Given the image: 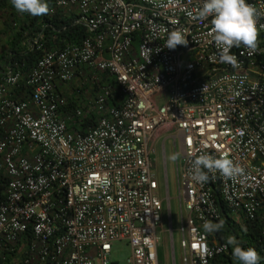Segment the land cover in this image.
I'll use <instances>...</instances> for the list:
<instances>
[{
  "label": "built area",
  "instance_id": "1",
  "mask_svg": "<svg viewBox=\"0 0 264 264\" xmlns=\"http://www.w3.org/2000/svg\"><path fill=\"white\" fill-rule=\"evenodd\" d=\"M247 2L258 12L256 47L230 49L232 67L219 61L211 18H195L202 0H54L50 15L74 18L87 37L45 51L44 27L26 43L43 53L35 67L0 69L2 260L113 264V246L127 242L128 264H161L162 230L177 264L168 180L163 190L154 172L165 130L181 156L180 264L229 253L203 227L220 220L219 201L234 218L264 219V0ZM175 29L188 43L163 48ZM199 155H226L243 173L196 184Z\"/></svg>",
  "mask_w": 264,
  "mask_h": 264
},
{
  "label": "clouds",
  "instance_id": "2",
  "mask_svg": "<svg viewBox=\"0 0 264 264\" xmlns=\"http://www.w3.org/2000/svg\"><path fill=\"white\" fill-rule=\"evenodd\" d=\"M10 3L18 13H26L32 17L47 15L49 12L48 0H10ZM257 16V10L247 0H202V5L195 14L197 19L211 18L209 35L218 50L219 61L232 67L236 66V59L230 54V49L243 46L251 50L256 47ZM187 43L185 34L180 29H175L168 32L162 47L174 50ZM178 157V153H173L171 160L176 161ZM212 172H218L221 177L232 180L242 175L243 169L226 155L219 158L199 155L191 163L189 179L196 184H205L209 182V173ZM220 226L210 223L203 225L207 232H214ZM228 243L232 246V257L236 264H259L261 258L254 248H243L231 238Z\"/></svg>",
  "mask_w": 264,
  "mask_h": 264
},
{
  "label": "trees",
  "instance_id": "3",
  "mask_svg": "<svg viewBox=\"0 0 264 264\" xmlns=\"http://www.w3.org/2000/svg\"><path fill=\"white\" fill-rule=\"evenodd\" d=\"M7 0H1L0 10L6 5ZM9 3V2H8ZM49 12L47 15L32 17L23 14L24 19H19L12 14L13 21L17 24L14 27L15 33L9 38L6 50L0 53V69L8 68L13 71L19 69L23 73H28L36 66L42 56L41 51H30L26 46L29 39L42 32L44 27L45 51L60 50L69 45H78L86 37L87 33L84 28L74 25V18L69 17L61 12L54 16L50 15L54 7V0H48ZM13 8V6L11 5ZM14 9V8H13ZM104 82L115 84V81L108 74L103 75ZM221 218L214 224L221 225L220 228L211 232V241L225 243L229 247V253L216 257L211 264H236L232 257V246L228 243L231 238L238 242L243 248H254L260 256L259 264H264V219L248 221L243 218L242 224L235 222L234 215L221 201H219ZM0 264H12L11 260H2Z\"/></svg>",
  "mask_w": 264,
  "mask_h": 264
},
{
  "label": "rangeland",
  "instance_id": "4",
  "mask_svg": "<svg viewBox=\"0 0 264 264\" xmlns=\"http://www.w3.org/2000/svg\"><path fill=\"white\" fill-rule=\"evenodd\" d=\"M9 2V3H8ZM6 5L2 6L0 10V53L2 50H6L8 46L9 38L15 33L18 28V24L13 21L12 14L15 15L17 19L22 22L24 19V15L18 13L15 9L11 7L10 0L6 1ZM17 24V28L14 27ZM84 80L78 79L73 88H80L84 84ZM173 136H175V132L165 130L160 132L153 143L156 147V156L154 157V172L158 179V182L162 186L164 190V186L166 185V179L168 180L169 185V194L171 199V212L173 215L174 222V230H175V255L177 258V264H180L179 259V236L176 230L179 227L178 223V209H179V200H178V187H177V169H176V161L171 160V155L176 153L173 145ZM164 146L165 152L164 153ZM179 150V146H178ZM181 160V156L178 157ZM162 199H167V194L163 191ZM164 230H168L169 223L167 220V205L165 202L164 209ZM235 222L241 223L243 221L242 217L234 218ZM162 231V230H161ZM159 233V255H160V263L161 264H173V248L171 244V239L168 235L163 234V232ZM212 238V236H211ZM131 257V247L127 242H118L113 246V252L111 255V262L113 264H128V261Z\"/></svg>",
  "mask_w": 264,
  "mask_h": 264
}]
</instances>
